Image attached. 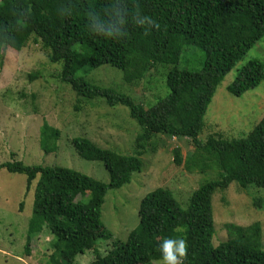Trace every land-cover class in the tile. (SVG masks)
<instances>
[{
	"label": "trees",
	"instance_id": "obj_1",
	"mask_svg": "<svg viewBox=\"0 0 264 264\" xmlns=\"http://www.w3.org/2000/svg\"><path fill=\"white\" fill-rule=\"evenodd\" d=\"M263 37L264 0H0L1 68L7 50L20 52L30 41L39 43L54 77L70 87L78 104L124 106L140 128L131 155L100 148L86 138L71 140L80 159L103 165L107 184L58 166L0 164V170L26 177V193L38 177L26 254L32 239L47 230L52 237L48 264H74L85 252L94 256L89 264H162L159 246L166 238L185 240L182 264H264L259 222L226 225L227 241L212 244L211 206L213 194L232 182L241 189H264V115L245 137L215 133L198 139L216 88ZM185 45L204 53L200 70L177 68ZM102 65L121 70L128 85L147 76L162 82L166 91L146 107L141 99L136 103L78 75ZM263 78L264 66L250 59L227 90L240 96ZM44 129L53 133L52 139L57 137L56 129L47 124ZM157 136L188 139L215 166L216 177L192 192L185 208L168 189L149 192L140 200L136 228L124 240L116 239L101 222L105 195L129 184L131 175L141 171L145 146ZM52 146H43L44 153L54 152L57 147ZM172 154L179 165V148ZM107 240L110 248L101 254L97 242Z\"/></svg>",
	"mask_w": 264,
	"mask_h": 264
},
{
	"label": "rangeland",
	"instance_id": "obj_2",
	"mask_svg": "<svg viewBox=\"0 0 264 264\" xmlns=\"http://www.w3.org/2000/svg\"><path fill=\"white\" fill-rule=\"evenodd\" d=\"M4 54L0 67V164L20 161L29 166H58L107 184L109 178L103 165L80 159L71 140L86 138L100 148L131 155L140 128L129 117L128 109L121 105L109 107L102 101H97V106L78 104L70 87L54 77V67L49 64L46 51L39 43L30 41L20 52L7 50ZM250 59H257L264 66V37L216 88L204 115L199 140L215 133L226 138L245 137L264 115V78L240 96L227 90L238 69ZM203 62L204 53L200 49L185 45L177 68L198 71ZM165 69L166 73L168 68ZM78 75L128 95L136 103L142 101L146 107L166 91L162 82H152L147 76L137 85H128L123 80V72L109 65L84 69ZM76 105L79 110L75 109ZM45 124L58 131L55 139H52L53 133L44 129ZM49 135L50 138H46ZM52 145L57 147L56 150L45 154L43 146ZM174 147L180 150L179 165L173 162ZM144 152L141 171L133 173L130 183L122 188L107 190L101 207V222L119 240H124L136 228L140 200L149 192L157 188L168 189L185 208L192 192L216 177L215 166L188 139L157 136L145 146ZM37 180L38 177L26 193L24 175L0 170V264H48L52 237L47 230L33 238L28 245L29 254L25 252ZM211 206L214 246L227 241L226 225L246 227L259 222L264 248L263 188L248 186L241 189L232 182L224 191L213 194ZM110 244L111 240L98 241L97 248L105 254ZM93 257L92 252H85L75 257L74 264H89Z\"/></svg>",
	"mask_w": 264,
	"mask_h": 264
},
{
	"label": "clouds",
	"instance_id": "obj_3",
	"mask_svg": "<svg viewBox=\"0 0 264 264\" xmlns=\"http://www.w3.org/2000/svg\"><path fill=\"white\" fill-rule=\"evenodd\" d=\"M162 264H182L186 254V242L182 238H166L160 244Z\"/></svg>",
	"mask_w": 264,
	"mask_h": 264
}]
</instances>
